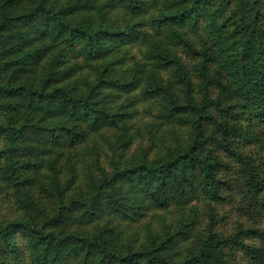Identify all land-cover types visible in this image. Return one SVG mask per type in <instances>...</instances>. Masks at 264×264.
<instances>
[{"label":"trees","instance_id":"obj_1","mask_svg":"<svg viewBox=\"0 0 264 264\" xmlns=\"http://www.w3.org/2000/svg\"><path fill=\"white\" fill-rule=\"evenodd\" d=\"M135 46L143 59L126 65ZM135 93L188 130L155 160L125 156L133 114L120 102ZM109 128L115 161L78 187L70 152ZM248 147L264 153V0H0V264H233L239 252L264 264V237L248 246L219 227L223 154L264 209V162L238 155ZM157 218L145 240L132 232Z\"/></svg>","mask_w":264,"mask_h":264},{"label":"rangeland","instance_id":"obj_2","mask_svg":"<svg viewBox=\"0 0 264 264\" xmlns=\"http://www.w3.org/2000/svg\"><path fill=\"white\" fill-rule=\"evenodd\" d=\"M144 52L138 46L122 49L120 52V58L126 61V65L132 64V60L141 61L143 59ZM83 73H78V76H82L81 80L89 79L87 83L82 85L85 89L92 80V70L86 68ZM113 92H106V95H113ZM123 106H126L128 111L133 114V119L128 124L129 135L133 136V145L130 150L125 153L126 157L138 156V154H147L152 159H157L163 156L169 149L176 145H179L188 134L186 127L180 126L177 121L173 122L165 117V110L161 101H143L140 99L139 93L126 96L120 102ZM114 131L112 129H105L99 134L90 136L84 143L78 145L75 151H71L70 154L73 157V162L76 164V172L78 173V187L84 185L86 178L90 173H94L95 176L99 175L100 168H111V163L115 161V151L113 152L111 144L113 142L112 136ZM242 153V154H241ZM238 153L239 156L248 157L254 159V164L264 162V153H262L258 147H248L241 150ZM222 157L226 158V161L232 167L230 171V178L227 177L232 184L231 190L228 191L230 202L226 204L220 213L224 218L223 226H219L223 235L225 236H241V239L248 246H259L263 244L264 237V209L261 208L259 201L253 197L255 189L251 184V180H244L242 174V165L236 158H231L225 154ZM66 158L63 159V166L67 169ZM64 170V175L67 176V172ZM246 179V178H245ZM35 195V202L40 209L47 208L49 206L47 199L41 192V189L35 188L33 190ZM197 213L199 212L202 218L206 214V205L203 201L195 202L193 204ZM168 214H160L161 218L165 216L172 221V218L176 221L178 214L175 212L170 216ZM204 219V218H203ZM158 220H146L139 225L134 226L132 232L139 233L142 240H145L143 233L145 232V225L151 223L154 224V228L160 229L161 225L156 222ZM197 232L199 229L196 230ZM246 232L248 238H243V233ZM131 232H128L130 235ZM233 264H246L245 257L242 254H235Z\"/></svg>","mask_w":264,"mask_h":264}]
</instances>
